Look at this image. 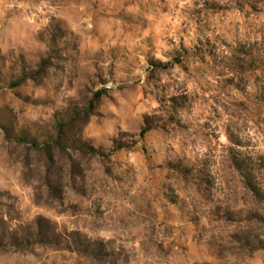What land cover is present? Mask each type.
<instances>
[{
  "label": "rangeland",
  "instance_id": "374dc122",
  "mask_svg": "<svg viewBox=\"0 0 264 264\" xmlns=\"http://www.w3.org/2000/svg\"><path fill=\"white\" fill-rule=\"evenodd\" d=\"M0 264H264V0H0Z\"/></svg>",
  "mask_w": 264,
  "mask_h": 264
},
{
  "label": "trees",
  "instance_id": "16d2710c",
  "mask_svg": "<svg viewBox=\"0 0 264 264\" xmlns=\"http://www.w3.org/2000/svg\"><path fill=\"white\" fill-rule=\"evenodd\" d=\"M18 84H20V81H19V82H17V85H18Z\"/></svg>",
  "mask_w": 264,
  "mask_h": 264
}]
</instances>
